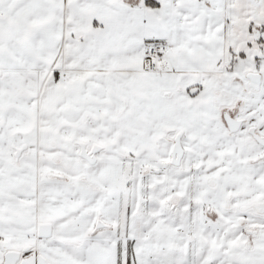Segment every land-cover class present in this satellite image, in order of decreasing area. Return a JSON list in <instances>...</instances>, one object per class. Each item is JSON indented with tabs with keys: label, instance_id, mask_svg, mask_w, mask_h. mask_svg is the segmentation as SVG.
Listing matches in <instances>:
<instances>
[{
	"label": "snow or ice",
	"instance_id": "obj_1",
	"mask_svg": "<svg viewBox=\"0 0 264 264\" xmlns=\"http://www.w3.org/2000/svg\"><path fill=\"white\" fill-rule=\"evenodd\" d=\"M0 264H264V0H0Z\"/></svg>",
	"mask_w": 264,
	"mask_h": 264
}]
</instances>
